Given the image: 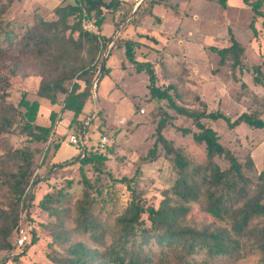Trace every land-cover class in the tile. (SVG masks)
<instances>
[{"label":"rangeland","instance_id":"1","mask_svg":"<svg viewBox=\"0 0 264 264\" xmlns=\"http://www.w3.org/2000/svg\"><path fill=\"white\" fill-rule=\"evenodd\" d=\"M134 1L137 3L140 0ZM144 1L142 11L149 3V0ZM68 2L73 3L74 0H16L3 19L19 30L32 24L37 12L47 19H54V7ZM227 3V7H223L217 0H161L153 8V14L141 11L133 19V11L130 14L110 11L106 13L101 28L92 18L83 21L86 30L111 37L97 56L100 66L103 56L108 57L106 65L110 68V74L102 79L97 91L98 81L94 88L97 72L92 85L93 100L87 109L88 112L92 110V114L98 108L103 110L106 121L104 136L108 141L102 147V136L98 142L99 149L107 152L110 147L113 148L101 171H97L92 164L81 165L78 160L69 162L78 147L69 143V137L74 132L69 127L70 113L62 111L64 94L59 95L58 104L52 105L37 95L40 76L33 64H20L13 57L3 60L0 65V89L6 92L7 101L17 105L24 94L30 100H39L37 122L40 124L50 123L52 110H57L58 116L46 143L33 142L18 129L6 134L0 143V154L4 150L3 141L8 147L29 146L35 150L32 183L20 204L17 226L11 237L14 248L10 251L0 250V264H13L16 255L19 257L16 264H57L53 258L66 255L73 243L83 242L93 247L95 243L91 237L78 231L76 217L81 200H85V204L90 203L93 216L110 227L114 226L116 218L124 212L134 196L140 197L145 206L158 207L164 198V191L171 188L178 176L174 155L167 156L162 144L157 145L154 159L149 155L156 141V126L160 120L165 119L166 137L183 149L190 164L189 169L206 162L205 145L195 142L191 134L184 135L180 130H196L192 120L179 115L166 100L151 98L147 73H137L125 56L127 39L138 43V61H149L154 65L158 86L165 88L171 80L180 81L182 97L175 99L178 104L197 109L200 105L194 95H199L207 103L208 111H221L232 120L243 112L251 111L264 119L263 18H258V35L254 36L250 28L253 17L251 7L244 0H228ZM261 10L264 12V5ZM229 29L244 48V68L237 70L236 76H233L230 65H220L216 51L229 45ZM1 37L0 34V40ZM258 65H261L263 75L260 83H255L253 68ZM172 94L175 97L174 92ZM210 124L220 142L244 164L247 190L253 194L264 171V129L253 128L246 123L230 128L223 119L211 121ZM60 135L66 137L57 154L53 145ZM94 142L92 144H96ZM250 158L252 166L248 165ZM57 160L65 162L66 166L50 169ZM216 161L222 169L229 167V162L224 158L216 157ZM84 176L90 186L85 185ZM124 177L130 180L121 181ZM2 187L7 193V186ZM59 190L66 195L61 207L69 213L65 215L61 238L52 234V230H58L53 226L57 222L56 216H51L40 206L45 194L57 195ZM201 198L202 202L186 205L191 207L187 224L197 230L208 229L211 232L225 229L236 237L234 219L230 215L233 211L217 218L204 208L207 198L204 195ZM26 203H31V208H26ZM143 218L150 225L147 214ZM263 222L264 217L255 216L246 234L238 237V260L233 262L227 256L211 258L205 250H200L189 259L197 264H264V250L257 237V229L263 226ZM19 228H23L30 237L25 249L16 246ZM174 259L171 260L172 264H177Z\"/></svg>","mask_w":264,"mask_h":264},{"label":"trees","instance_id":"2","mask_svg":"<svg viewBox=\"0 0 264 264\" xmlns=\"http://www.w3.org/2000/svg\"><path fill=\"white\" fill-rule=\"evenodd\" d=\"M14 1L16 0H0V65L4 59L11 57L23 65L30 62L40 76L38 97L56 105L59 103V95L64 94L62 111L70 113L69 127L79 139L78 143L69 142L78 147L77 153L73 154L74 158L69 162L78 160L81 165L92 164L97 171H101L102 167L106 166L113 148L110 147L107 152L99 149L98 142L106 133L103 110L98 108L96 113L92 114V110L88 112L87 109L93 100V80L100 67L97 56L111 37L86 30L83 21L92 18L101 28L107 12L130 14L136 2L74 0L73 3H60L53 9L56 15L54 19H47L37 12L32 24L16 30L10 22L3 19V15ZM217 1L223 7L228 5V0ZM244 2L253 11L250 28L254 36H257L256 22L259 17L263 18L264 26V12L261 10L264 0ZM144 3L145 1L139 5L133 19L141 13ZM159 3L161 0H149L142 13L153 14L154 6ZM229 36V45L216 51L220 65H230L233 76H236V71L244 68V48L231 29ZM137 45L133 39L126 40L127 60L134 65L137 73H147L152 99L166 100L179 115L192 120L196 130H180L184 135L191 134L195 142L205 145L206 162L189 169L190 164L183 149L166 137L165 119L160 120L156 126V141L149 155L154 159L157 155V145L162 144L167 156L174 155L178 172L174 184L164 191L160 205L145 206L140 197L134 196L124 212L116 218L114 226L110 227L93 216L90 203L79 201V214L76 217L78 231L89 235L95 245L91 247L83 242L73 243L67 249L66 255L54 257L53 261L57 264H172L171 260L175 258L177 264H197L191 262V256L205 250L211 258L227 256L234 262L240 257L238 237L246 234L255 216L264 217V171L260 174V184L253 194H249L248 179L243 171L244 164L231 149L220 142L210 123L223 119L230 128L246 123L250 127L264 129V119L255 111H251L243 112L232 120L221 111H208L207 103L199 95H194L195 101L200 105L197 109L178 104L175 99L182 97L180 81L177 83L171 80L165 88L158 86L154 65L149 61L136 59ZM107 60L108 57L106 62ZM106 62L97 83V91L102 79L110 74ZM253 70L255 83H260L263 75L261 65L255 66ZM6 96V92H1L0 89V143L6 134L17 129L33 142L46 143L54 129L58 111H51L48 125L40 124L37 122L39 100H30L24 94L15 105L7 101ZM91 116L92 119L88 120ZM65 137L57 136L59 140L53 145L57 154L65 142ZM94 140L96 144H92ZM3 144L4 150L0 154V250L10 251L14 248L11 237L17 226L20 204L29 191L27 189L34 175L35 150L29 146L8 147L4 141ZM216 157L226 159L229 167L222 169ZM59 165L61 168L66 166L65 162L57 160L52 163L50 169ZM248 165L252 166V158L248 160ZM129 180L126 177L121 179ZM83 181L85 185L90 186L85 176ZM3 185L7 186V193H4ZM203 195L207 198L204 208L213 216L222 218L224 213L233 211L230 215L234 219L233 229L236 237L225 229L211 232L208 229L197 230L187 224V214L191 207L186 205L202 202ZM65 197L64 192L59 190L57 195L45 194L40 201L42 209L48 211L51 216H56L57 222H54L53 226L58 230H52V234L57 238L63 236L60 232L64 231L65 215H69L67 209L61 207ZM55 203L59 205L56 206ZM239 203L241 205L236 208L235 205ZM31 206V203H26V208ZM145 214L150 225L143 218ZM257 237L264 250V222L263 226L257 229ZM35 239L34 235V242ZM27 246L28 243L19 248L25 249ZM13 260V264H16L18 255L14 256Z\"/></svg>","mask_w":264,"mask_h":264},{"label":"built area","instance_id":"3","mask_svg":"<svg viewBox=\"0 0 264 264\" xmlns=\"http://www.w3.org/2000/svg\"><path fill=\"white\" fill-rule=\"evenodd\" d=\"M79 139L75 134H71L69 137V142L78 143ZM108 139L106 136H103L101 139V146L104 147ZM30 237L23 228H19L18 238L16 241V246L21 247L29 241Z\"/></svg>","mask_w":264,"mask_h":264},{"label":"water","instance_id":"4","mask_svg":"<svg viewBox=\"0 0 264 264\" xmlns=\"http://www.w3.org/2000/svg\"><path fill=\"white\" fill-rule=\"evenodd\" d=\"M142 3V0L136 5V7L134 8L133 10V15H135L139 5ZM105 62H106V56H103V59H102V63H101V66H100V70H99V73L97 74L95 80H94V88L96 87V82L99 80L100 76H101V73H102V70H103V67L105 65Z\"/></svg>","mask_w":264,"mask_h":264},{"label":"crops","instance_id":"5","mask_svg":"<svg viewBox=\"0 0 264 264\" xmlns=\"http://www.w3.org/2000/svg\"><path fill=\"white\" fill-rule=\"evenodd\" d=\"M123 1H130V0H123ZM140 1H141V0H140ZM140 1H139V2H140ZM139 2H137L136 5H137ZM157 5H158V4H157ZM157 5H155V6H157ZM155 6H154V7H155Z\"/></svg>","mask_w":264,"mask_h":264}]
</instances>
